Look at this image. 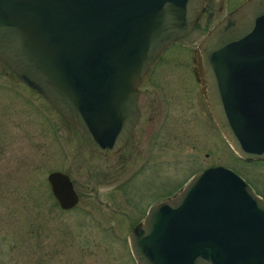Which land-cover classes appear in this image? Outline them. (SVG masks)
Returning <instances> with one entry per match:
<instances>
[{"label":"water","instance_id":"95a60500","mask_svg":"<svg viewBox=\"0 0 264 264\" xmlns=\"http://www.w3.org/2000/svg\"><path fill=\"white\" fill-rule=\"evenodd\" d=\"M205 0H0V59L54 106L88 149L110 156L138 121V84L195 27ZM195 75L240 158L264 161V0H244L206 32ZM196 57V58H195ZM62 209L79 199L51 170ZM226 165L194 173L129 229L137 264H264V199Z\"/></svg>","mask_w":264,"mask_h":264},{"label":"rangeland","instance_id":"374dc122","mask_svg":"<svg viewBox=\"0 0 264 264\" xmlns=\"http://www.w3.org/2000/svg\"><path fill=\"white\" fill-rule=\"evenodd\" d=\"M239 2L208 0L194 29L162 54L156 77L172 102L150 159L142 150L125 151L121 159L89 150L50 102L45 105L21 88L17 78L5 81L11 76L0 71V111L7 108L0 115V264H137L129 249L130 227L142 220L147 206L206 165L231 167L264 194V162L245 161L224 135L219 139L211 133L200 86L190 84L188 92L179 85L193 78V49ZM21 93L29 95L30 103ZM154 107L156 120L163 102ZM140 139L145 144L150 138L140 134ZM56 169L80 185V199L70 210L61 209L50 193L47 176Z\"/></svg>","mask_w":264,"mask_h":264},{"label":"flooded vegetation","instance_id":"af4514ba","mask_svg":"<svg viewBox=\"0 0 264 264\" xmlns=\"http://www.w3.org/2000/svg\"><path fill=\"white\" fill-rule=\"evenodd\" d=\"M207 1L208 0L204 1V7H203V10H201V12L206 9V6L208 8ZM241 2H244V0H240V2L238 4H240ZM238 4H236L235 6H237ZM232 8H230V9H232ZM201 14H200V16H201ZM204 36H206V35H204ZM202 39H203V37H202ZM174 44H175V42L174 43L172 42L166 48V50H168V48H170ZM166 50L163 51V52H160L157 55L156 59L152 63H150V65L148 66L149 68L147 69V72L145 74H143V76H142L143 78H142L140 84H138V95H137L138 100H137V105H136L138 110H139L138 121L133 126V128H132L133 130L131 131L130 136H128L126 143L123 146L120 147L119 151L117 150L116 152H114L113 154H111L108 157L104 155V157L110 158L111 156H114V155L118 154V158L121 159V157L126 156V153L131 155V152H133V151L138 150V152H141V150H142V151H144V153L148 154V155H146V158L148 157V159H150L149 157H151V154H153L154 150L156 149L155 146H156L157 142H159V140H160V138H159L160 133L163 132V130L165 129L164 125L167 124V122H168V113H169V110H171L170 104L172 102L171 99H169V97L166 96L167 91H166V87L164 85H162L163 82L161 81V79L159 80L158 77H156V71H157V67H158L157 63L160 62V60L162 59V54L165 53ZM193 51H195V49H193ZM193 51L191 53L192 56H191V61H190L191 65H192V70H193L192 71L193 78H192V76L189 75L188 80L185 77V79H184L185 82L182 81L183 84H182V82H179V85L182 86V87L184 85V89L183 90L184 91L188 90V92H189V89H190V84H195L198 87L200 86V88H201L200 92H201V95H203V93H202L203 85H201L202 83L199 82V79H197V75H195V72H194L195 71V64H194V60L195 59H194ZM0 71H1L2 74H8V75L11 76V77H6L5 81H8L10 78H14V79L17 78V82H18L17 84H19V86H21V88L23 86L24 88H27V90L30 93L32 92L35 95H38V97H40L41 100L43 101V103L46 105V100L44 98V95H42L41 93H38L37 91L35 92L33 90V88L29 87L26 83H23L22 79L18 75H16L15 73L13 74L11 72V68L7 64L3 63L1 61V59H0ZM156 88H158V89H156ZM8 90H9V88H8ZM179 90H181V88H179ZM22 91H23V89H22ZM23 93H21L19 95L23 96V100L25 102L27 100V102L30 103V99L27 97L29 95L23 94ZM183 95L187 96L186 94H183ZM203 98H204V103L207 106L208 113H209L210 111H209L208 105L206 104V99H205L204 95H203ZM157 101H158V103L159 102L160 103L163 102L164 109H162V112L159 113L158 119L155 120V117H154V114H155L154 104H156ZM0 105L2 106V103H0ZM40 105H41V107H39L40 108L39 111L43 114V118L45 119L46 114L44 113V108L42 106V103H40ZM34 107H35V105H34ZM35 108H37V106ZM6 109H2V111H0L1 112L0 115L4 114V111ZM209 115L212 118V122L211 123L208 122L209 127H211V128L213 127V131L211 133L214 132V135H216L217 137L219 135H220V137H221V135L223 136L224 134H222V132H220L221 130L218 128V125H216L213 115H211V113H209ZM0 121H1V119H0ZM11 121H13V119H11ZM8 123H10V122H8ZM140 134L149 135V138H150L149 142H145V144H143V141H142V143H141ZM125 151H127V152L124 153ZM208 154H210V152H204L205 156H207ZM256 160H260V159H253V161H256ZM245 161H248V160H245ZM253 161H250V162H253ZM260 161L264 162L263 160H260ZM144 165L145 164L142 163V165L139 166V168H137L136 172L138 173V171H141L142 167ZM213 165H216V164H213ZM213 165H211L210 167H212ZM208 166L209 165H206L205 167H203V169L208 167ZM202 170H198V172L202 171ZM234 171L236 172V170H234ZM236 173L239 174L238 172H236ZM241 177L243 179H245V181L252 186V189L254 190L253 191L254 193L260 195L264 199V194H262V192L258 191V189L253 184H251L250 180L246 179L243 176H241ZM126 180L123 181L124 182L123 184L126 183ZM70 181H72V183L74 185V188H75L74 190L77 193V189H80L79 188L80 187L79 183L76 182L74 180V178H70ZM179 187L180 186H177L178 189H179ZM178 189H176L175 192ZM175 192L173 191V193L169 194L168 196H172ZM77 194L79 196V193H77ZM79 199H80V197H79ZM159 200L160 199H158L157 201H159ZM157 201H155V202H157ZM155 202H153V203H155ZM150 205H153V204H150ZM147 208H148V206L146 207V212H147Z\"/></svg>","mask_w":264,"mask_h":264}]
</instances>
